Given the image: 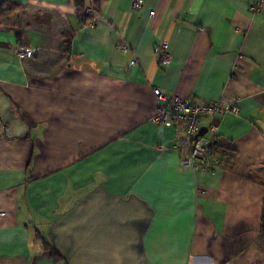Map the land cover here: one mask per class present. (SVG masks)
Wrapping results in <instances>:
<instances>
[{
  "label": "crops",
  "instance_id": "obj_1",
  "mask_svg": "<svg viewBox=\"0 0 264 264\" xmlns=\"http://www.w3.org/2000/svg\"><path fill=\"white\" fill-rule=\"evenodd\" d=\"M12 1L25 9L0 19V264H263L264 0ZM155 87L237 102L203 120L222 167L183 164L180 131L150 120Z\"/></svg>",
  "mask_w": 264,
  "mask_h": 264
},
{
  "label": "built area",
  "instance_id": "obj_2",
  "mask_svg": "<svg viewBox=\"0 0 264 264\" xmlns=\"http://www.w3.org/2000/svg\"><path fill=\"white\" fill-rule=\"evenodd\" d=\"M140 0L133 1V7H141ZM252 11H258V4L251 5ZM93 6L87 8L88 13H92ZM155 12H151L153 15ZM122 49L128 51V45H122ZM160 61L166 65L172 61L169 43L162 40L158 44ZM19 59L32 58L35 52L32 48L19 46L16 50ZM134 58L131 64H137ZM153 93L156 98L157 106L151 117V122L157 126L176 127L180 131L176 147L185 149L186 155L182 157L185 166L194 169L206 168L216 171L222 167L223 161L220 158L218 146L215 143L217 126L211 123L207 126V132L200 135L203 120L207 115L233 113L239 115L240 108L236 101L220 98L216 101H201L183 98L178 95H168L161 88L155 87ZM4 216L0 206V217ZM264 264V262H263Z\"/></svg>",
  "mask_w": 264,
  "mask_h": 264
},
{
  "label": "trees",
  "instance_id": "obj_3",
  "mask_svg": "<svg viewBox=\"0 0 264 264\" xmlns=\"http://www.w3.org/2000/svg\"><path fill=\"white\" fill-rule=\"evenodd\" d=\"M25 9V6L23 4L14 2L12 0H2L0 4V19L8 14L17 12V11H22ZM220 158L224 163V156L223 152L221 155V151L219 150ZM260 237L261 240H264V203H263V210H262V217H261V227H260Z\"/></svg>",
  "mask_w": 264,
  "mask_h": 264
},
{
  "label": "water",
  "instance_id": "obj_4",
  "mask_svg": "<svg viewBox=\"0 0 264 264\" xmlns=\"http://www.w3.org/2000/svg\"><path fill=\"white\" fill-rule=\"evenodd\" d=\"M206 131H207V127H202V129H201V131H200V135H204L205 133H206Z\"/></svg>",
  "mask_w": 264,
  "mask_h": 264
}]
</instances>
